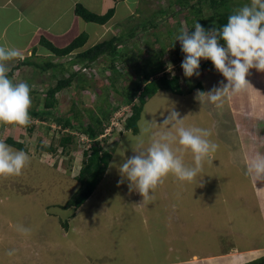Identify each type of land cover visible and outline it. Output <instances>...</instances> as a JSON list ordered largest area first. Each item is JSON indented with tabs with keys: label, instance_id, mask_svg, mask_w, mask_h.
<instances>
[{
	"label": "rangeland",
	"instance_id": "1",
	"mask_svg": "<svg viewBox=\"0 0 264 264\" xmlns=\"http://www.w3.org/2000/svg\"><path fill=\"white\" fill-rule=\"evenodd\" d=\"M167 1H119L112 25L107 27L103 38L90 42L95 44L113 35L121 36L123 59L134 63V69L140 73L164 62L165 72L158 76L179 75L184 94L160 89L149 98L138 122L137 134L125 129L131 111L129 105L123 104L113 112L105 134L100 136L102 143L113 150V157L101 182L78 210L62 206L80 189L81 182L77 176L83 165L84 151L91 144L77 129L79 122L74 120L76 128L63 129L52 119L43 122L30 115L31 123L27 127L0 123V139L5 141L12 137L22 142L31 158L21 175L0 177V264H86L90 261L103 264L237 263L226 255L230 254L231 246L239 242L241 228L234 226L232 229L236 235L231 237L228 226L230 223L233 225L232 219L240 216L239 208L243 206L240 195H245L244 191L248 189V185H241L248 179L245 171L240 170H246V166L239 159L242 147L239 146V132L233 130L238 124L234 121L237 116L230 111L229 98H225L222 107H217L207 98L202 103L196 98L200 88L189 93L198 82H202L203 92H210L214 87L219 88L221 81L227 83V80L215 67L204 73L198 70V76H184L182 63L173 60L170 44L180 29L186 28L185 18L200 20L197 11L199 1ZM107 2L111 5L112 0ZM248 3L250 0H232L227 7L236 11ZM107 9L110 7L104 10ZM205 12L210 14L209 10ZM77 23L80 31L83 29L87 35L89 31L91 34L92 31H104V27L96 23H86L82 19ZM13 24L1 46L27 43H32V46L29 48L31 54L21 52L22 59H14L12 64H8L7 74L9 76L13 71L9 76L11 80L16 77L15 83L26 82L30 86L31 106L37 102L44 103L47 89L56 84L64 68L68 70L64 76H69L71 70L83 71L87 80L83 81L84 88L80 85L82 82L75 80L71 87L56 95L58 103L53 112L60 117L73 118L75 111L80 109L81 121L86 124L89 120L87 109L97 111L102 106L107 88L112 106L122 102L124 95L110 85L114 74L108 67L110 58L97 61L92 68L86 69L71 62L74 56L58 57L49 50L36 51L33 55L37 46L44 50L38 42L40 35L49 39L63 25L48 28L49 25H45L48 23L42 22L45 27L34 36L27 23ZM19 30L24 34L20 35ZM77 31L79 28L76 27L72 32ZM15 60L22 65L17 66L19 62ZM121 60L115 63L119 70L123 68ZM204 61L206 59L201 58L200 62ZM54 62L56 65L43 71V67ZM63 62L65 66L60 64ZM24 66H28L26 70ZM17 67H22L20 73ZM132 77V74H126L121 82L130 88L134 81ZM115 84L122 90L120 81ZM233 98L235 103L236 95ZM171 111L180 114L186 128L210 129L212 135L208 139L219 147L204 161L202 171L194 180L179 181L169 174L164 183L144 200L138 191L130 190L126 179L120 183L122 177L118 168L125 159L135 155L133 149L147 148L153 133H175L170 123H163ZM143 129L149 131L144 132ZM67 135L72 136V140L64 145L61 140ZM172 146L174 149L181 147L178 138ZM248 147L250 152L249 144ZM177 154L183 156L186 165H194L190 150ZM251 158L252 154L248 159ZM226 213L230 214V219ZM17 225L30 229V234H21ZM13 249V256L6 255Z\"/></svg>",
	"mask_w": 264,
	"mask_h": 264
},
{
	"label": "clouds",
	"instance_id": "2",
	"mask_svg": "<svg viewBox=\"0 0 264 264\" xmlns=\"http://www.w3.org/2000/svg\"><path fill=\"white\" fill-rule=\"evenodd\" d=\"M194 31L181 28L175 40L181 44L185 54L181 67L185 77L199 75L200 61L210 59L215 69L226 78L210 92L198 91L196 98H204L217 107H222L225 98L231 94L246 91L250 85L246 79L249 69L264 72V0H250L233 14L220 28L205 29L198 21ZM223 41V43H221ZM20 50L0 46V123L27 127L31 123V88L26 82L14 83L8 76L7 61L22 59ZM180 114L171 111L163 123H170V131L153 133L147 148L133 149L135 155L120 164L118 170L126 179L130 190L138 191L147 200L166 177L172 174L179 181L191 182L202 171L204 161L219 145L210 139L212 131L198 127L186 128ZM142 131L148 132V129ZM181 146L173 148L177 143ZM190 150L194 165L184 163L183 153ZM31 158L23 149L14 150L0 139V177L19 176ZM249 174L264 176V155L257 154L247 164ZM17 231L29 235L31 230L17 225ZM15 250L6 255L13 256Z\"/></svg>",
	"mask_w": 264,
	"mask_h": 264
},
{
	"label": "trees",
	"instance_id": "3",
	"mask_svg": "<svg viewBox=\"0 0 264 264\" xmlns=\"http://www.w3.org/2000/svg\"><path fill=\"white\" fill-rule=\"evenodd\" d=\"M198 15L200 20H197L205 29L210 28H220L226 24L227 19L230 14H233L235 11L227 7V4L231 0H198ZM205 10H209L210 14H206ZM75 12L77 15L82 17L87 22H94L98 24L107 23L114 15V10L111 9L105 14H97L90 11L82 4H77L75 7ZM187 20L186 29L194 31V25L197 21H191L189 17L184 19V22ZM188 21H190L188 23ZM214 24H208L212 23ZM183 27V26H182ZM121 36L113 35L108 39H105L101 42L96 43L95 45L82 50L74 56L71 60L72 63L81 64L84 68H92L93 64L97 61L99 62L102 59L110 58L108 67L113 70V76H111L110 85L118 93L124 95L123 100L118 106H112V103L109 102V88L105 91V102H102V106L94 109H87L89 114V120L86 124L81 121V110L77 109L75 111L73 118L60 117L58 113L53 112L56 108V103L58 99L56 95L62 90L71 87L75 80H78L80 85L84 88L83 81L87 80L86 73L83 71H69V76H64L65 71H68L66 68L62 71V76L56 81V84L50 86L46 92V98L43 104L37 102L36 105L30 107V115L38 120L43 122H50L51 119L58 123L63 129L67 128H76L77 125L74 124V120L79 122L77 129H80L83 134L90 141V147L84 151V160L81 169L79 170V175L77 176L78 180L81 182L80 189L78 192L62 207L68 209L70 207L75 208L76 210L82 206L87 199L92 195L94 190L97 188L101 182L104 174L107 171L110 160L113 157V150L106 147L102 143V138L105 134L108 123L112 117L113 112L123 104L129 105L131 107L130 115L126 119L125 129L131 130L134 134L139 132L138 122L141 118L144 105L147 100L154 96L160 89H165L173 92L174 94L183 95L184 91L180 83V76L173 75L169 77L164 73L166 69V64L161 61L159 64L153 65V68L145 72H138L136 68L134 69V63L131 61L123 59V55L120 52V46L124 45V42L120 39ZM88 36L86 33H82L77 36L69 45L58 48L55 47L51 42L46 38H42L40 44L48 48L52 53L56 54L58 57L69 56L73 51L83 47L87 42ZM223 43V41H221ZM171 54L174 56L173 60L175 63H182L185 54L181 50V44L175 39L171 42ZM35 50V49H34ZM34 52V51H33ZM121 60L123 68L117 69V61ZM136 61V60H135ZM23 64H26L25 61ZM65 66V63H60ZM22 65V63H21ZM55 63H49L47 66L43 67V70L52 68ZM208 68H214V65L210 59H206L204 62H200V72L204 73ZM13 71L10 73L12 74ZM10 74V75H11ZM126 74H132V86L128 88V85L121 82V79L124 78ZM9 75V76H10ZM120 81L122 90L116 87V84ZM86 84V83H85ZM194 88H200L201 91H204L202 82H198L194 87H192L189 93ZM138 101V102H135ZM60 127V128H61ZM34 126L31 128L32 131ZM49 129V126L47 127ZM72 140V136H64L61 142L66 145ZM5 142L17 149H23L27 151L24 144L15 140L12 137L6 138ZM50 149V148H49Z\"/></svg>",
	"mask_w": 264,
	"mask_h": 264
},
{
	"label": "crops",
	"instance_id": "4",
	"mask_svg": "<svg viewBox=\"0 0 264 264\" xmlns=\"http://www.w3.org/2000/svg\"><path fill=\"white\" fill-rule=\"evenodd\" d=\"M119 1L128 2V0H117V2L112 0V3H110L111 5H109L107 0H0V46L2 43H4V39L8 38V28L11 25L13 26V22H15L27 23L30 25V29L32 28L34 36L38 35L45 25H49L48 28L54 26L57 27V25H63L58 30L54 31L52 33L53 35L49 36V39L42 35H40L38 39V42H40L42 38H46L55 47L63 48L69 45L77 36L85 33L82 31L83 29L80 31L81 27L77 23L78 19L84 20L75 12V7L77 4H82L90 11L100 15L105 14L109 10L113 9V17L107 23L99 24L102 26V28L104 27V31H92V34L89 31L90 34L87 35L88 39L85 45L73 51L69 56L64 58L76 56L78 52L95 45L96 43L90 44V42H93L95 38L99 37V40L103 38L104 33L107 32V27L110 26L114 16L116 15V8L119 4ZM164 2L167 3L168 1L164 0ZM106 7H110V9H107L108 11L104 10ZM125 7L131 10L129 5H126ZM179 10H181V8L178 9L177 12H179ZM180 15H182V12ZM1 19H3V21ZM42 22H47L48 24L42 25ZM62 22L63 24H61ZM85 22L87 23V21ZM20 25L21 24L18 26ZM76 27L79 28V31L75 33L72 32ZM87 27L88 26H86V28ZM19 33L20 35L24 34L20 30ZM56 40L60 41L56 43ZM39 45L40 48L42 47L44 50L39 49L37 46V49L34 50L33 55H35L36 51L39 53L41 51L49 50L44 45ZM30 46H32V43H27L25 45H14L13 47H9L7 45L6 48H15L20 50V52L28 51V54H31V50L29 49ZM14 62H19L17 66L21 64L20 61L15 60ZM12 63V60L7 61V67L8 64ZM19 67H17V70L20 73V69L22 67ZM27 67L28 66H24V69L26 70ZM211 69L212 68H209L207 71H210ZM16 79V77L14 80L12 79L14 83L16 82ZM246 79L250 83L247 90L233 94V96L236 95L237 97L235 103L233 102L234 98L232 95L228 101V105L230 104L231 113H234L233 115L237 116L235 117L234 121L239 124L235 125L236 127L233 129L236 133L239 132L240 136L239 146L242 147L240 148L239 155L241 156L239 159L240 162L242 161L241 164L245 163L246 166V170H240L245 171V176L248 180L246 181L245 179V182L242 181L241 185H248V189L244 191L245 195L242 193V195H240V198L243 197V206L239 208L241 209L240 216H238L237 219H232L233 225L230 223L228 226L231 228H229L230 230L228 233L231 235V237H235L236 235L235 230L232 229L234 226H239V229L241 228L239 232L240 239L238 244L235 242L236 244L231 246L230 254L228 253L226 255L230 256V260H236L237 263L235 264H264V176L257 177L255 175L249 174L247 171V164L253 157H255L257 154L264 155V72H260L255 68H251L249 69ZM235 137L236 136L234 135L233 138ZM248 144L251 148L250 152L246 148L248 147ZM251 154L252 158L248 159ZM226 214L229 216L227 219H230V214ZM86 264L103 263L98 261H90ZM213 264L219 263L213 261ZM223 264H233V262L226 261Z\"/></svg>",
	"mask_w": 264,
	"mask_h": 264
}]
</instances>
